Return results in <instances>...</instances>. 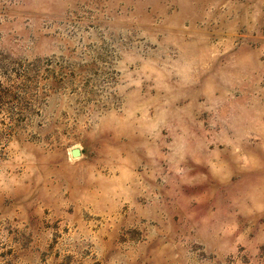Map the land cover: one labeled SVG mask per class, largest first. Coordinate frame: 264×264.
<instances>
[{
	"label": "rangeland",
	"instance_id": "obj_1",
	"mask_svg": "<svg viewBox=\"0 0 264 264\" xmlns=\"http://www.w3.org/2000/svg\"><path fill=\"white\" fill-rule=\"evenodd\" d=\"M0 264H264V0H0Z\"/></svg>",
	"mask_w": 264,
	"mask_h": 264
},
{
	"label": "water",
	"instance_id": "obj_2",
	"mask_svg": "<svg viewBox=\"0 0 264 264\" xmlns=\"http://www.w3.org/2000/svg\"><path fill=\"white\" fill-rule=\"evenodd\" d=\"M78 154H79V151H78L77 149L72 150V155H73V156H76V155H78Z\"/></svg>",
	"mask_w": 264,
	"mask_h": 264
}]
</instances>
